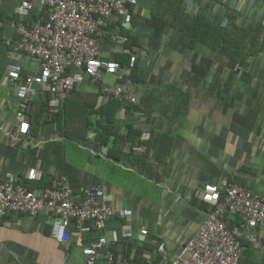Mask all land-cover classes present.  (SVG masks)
<instances>
[{
  "label": "crops",
  "instance_id": "obj_1",
  "mask_svg": "<svg viewBox=\"0 0 264 264\" xmlns=\"http://www.w3.org/2000/svg\"><path fill=\"white\" fill-rule=\"evenodd\" d=\"M23 1L33 5L28 23L39 20L43 13L37 0H0V41L5 48L15 38V9ZM136 1L129 29L120 28L138 40V73L146 74L147 79L125 88L137 101L148 98L149 118L143 112L120 111L114 125L120 139L125 138L127 126L142 136L150 131L153 136L171 137L174 145L161 159L162 165H154L153 156L143 158L142 148L130 155L127 149L120 154L110 145L119 156L116 160L107 148L93 151L64 141L57 124L39 131L33 138L34 148L16 152L12 136L18 127L19 102L4 81V69L0 78V180L9 172L40 193L47 188V180L66 174L73 188L82 183L101 187L116 207L132 212L128 220L110 221L100 234L107 237L111 249L119 250L122 241L135 240L145 229L150 247L163 243L174 258L206 219L211 207L207 190L221 193L222 184L229 181L264 198V0H183L188 13L206 10L238 30L254 31L262 45L246 67L235 69L221 61L198 82L189 80L192 58L199 64L202 59L213 61V54L201 46L193 53L178 52L177 36L171 31L159 38V46L153 50L148 46L146 26L152 0ZM120 22L112 18L109 26ZM101 44L104 60L121 52L110 39ZM19 64L26 75L39 73L36 60L21 56ZM123 73L101 76L102 83L115 86ZM69 102L95 109L106 98L97 93V87L83 84L74 87ZM94 122L95 117L89 116L88 125L92 127ZM134 157L154 165L156 181L137 169ZM69 234V243L58 244L45 215L36 219L8 215L0 222V264H84L81 250L95 234H79L73 224ZM240 264H264V231L257 243L242 240Z\"/></svg>",
  "mask_w": 264,
  "mask_h": 264
},
{
  "label": "built area",
  "instance_id": "obj_2",
  "mask_svg": "<svg viewBox=\"0 0 264 264\" xmlns=\"http://www.w3.org/2000/svg\"><path fill=\"white\" fill-rule=\"evenodd\" d=\"M43 16L28 23L33 5L21 2L15 9L17 21L13 49L7 53L4 81L15 91L19 102L18 127L12 136L13 149L21 153L34 148L27 114L31 104L49 94L50 112L58 111L61 103L75 86L97 83L101 76H118L119 65L102 58L103 28L112 18L129 29L136 0H37ZM117 50H123L127 39L118 34L109 35ZM25 56L39 63L37 75H26L19 64ZM102 92L122 105H135L136 98L123 92L120 86L102 83ZM123 112V110H122ZM95 134L89 132L87 139ZM145 132L142 140H148ZM33 145V146H32ZM47 188L36 193L21 184L11 173L0 180V222L11 214L36 219L45 215L51 223V237L58 244L71 240L69 228L73 224L79 234L90 231L93 239L82 248L84 264H131L122 254L115 255L106 236L100 235L106 225L115 219H130L132 212L116 207L105 197L101 187L80 184L73 188L67 176L50 178ZM210 210L199 231L181 247L174 258L169 257L163 243L156 252L161 264H240L242 240L257 243L264 231V198L229 181L222 184L221 193L207 190ZM239 226L231 227L237 221ZM100 235V236H99ZM148 231L137 233L138 246L146 247ZM262 238V237H261Z\"/></svg>",
  "mask_w": 264,
  "mask_h": 264
},
{
  "label": "trees",
  "instance_id": "obj_3",
  "mask_svg": "<svg viewBox=\"0 0 264 264\" xmlns=\"http://www.w3.org/2000/svg\"><path fill=\"white\" fill-rule=\"evenodd\" d=\"M41 16H43V13ZM146 26L148 29V46L153 50L158 48L159 38L171 31L177 36L175 43L178 47V52L193 53L198 46H201L213 54V61L202 59L199 64L196 63L195 57L192 58L190 63V81H200L206 76L212 66L220 64L221 61L229 63L231 68H244L247 66L248 61L262 48L254 31L238 30L223 18L214 16L206 10L192 15L187 12L183 0H152ZM102 30L105 33L103 41L109 40V35L114 34L122 35L127 39L123 50H121L122 53H117L112 60L119 65V73L125 72L119 75L116 86L122 87L123 92L128 93L125 88L128 83H143L147 79L146 74L138 73V57L135 50H139L141 47L136 37L121 29L120 25L116 27L108 26ZM12 49L13 45L5 48L2 45V41H0V78L6 67V54ZM84 85L97 87V93L106 98V103L99 108L94 109L92 106H87L84 109L77 103L69 102L72 98V91L61 103L58 111L50 112L48 101L51 96L49 94L44 95L38 102L31 104L27 114L29 133L32 138H37L39 131L43 128L57 124V126L60 125L57 129H59L61 138L64 141L79 145L83 144L93 151L107 148L108 155L116 160L119 156L115 155V151L110 150V145L114 148L113 150L116 149V152L119 153L127 149V154L130 155L135 148L138 150L142 148L144 149L143 158L153 156V164L161 166V159L168 156L171 147L174 145L171 137L168 135L153 136L151 134L150 139L144 142L141 140V132L131 126H127L125 138L120 139L118 135L119 129L114 125L116 114L122 110L126 114L143 112L146 118H149L150 105L148 104V98L136 100V104L133 106L122 105L118 100L102 92V81L95 84L85 83ZM71 104H73V107ZM91 115L95 117L94 126L92 127L88 125V118ZM89 132L95 134L91 140L87 139ZM133 159L137 169L142 174L153 181L157 180L152 173L154 165H148L142 158L134 157ZM48 181L47 183H49ZM21 184L29 187L27 183ZM240 223L238 220L231 227L239 226ZM121 244L122 246L119 250L110 249L115 255L117 253L122 254L123 258L129 263L161 264V257L156 252V249L150 247L149 244L146 247H140L136 239H126Z\"/></svg>",
  "mask_w": 264,
  "mask_h": 264
}]
</instances>
